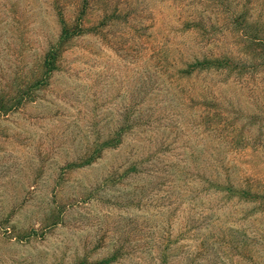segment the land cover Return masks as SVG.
I'll return each instance as SVG.
<instances>
[{"label":"rangeland","instance_id":"obj_1","mask_svg":"<svg viewBox=\"0 0 264 264\" xmlns=\"http://www.w3.org/2000/svg\"><path fill=\"white\" fill-rule=\"evenodd\" d=\"M221 1L0 0V264H264V0Z\"/></svg>","mask_w":264,"mask_h":264},{"label":"trees","instance_id":"obj_2","mask_svg":"<svg viewBox=\"0 0 264 264\" xmlns=\"http://www.w3.org/2000/svg\"><path fill=\"white\" fill-rule=\"evenodd\" d=\"M212 3L214 1L218 2V0H210ZM223 1L220 2L218 5H222ZM239 25V27H243L242 30L250 29L252 31L255 30V28L250 24L246 16L243 13L242 17H237L235 19V23ZM62 30L59 38V42L57 43L56 47L53 49L51 53L47 55V60L45 62V69L48 74L51 72L57 70V62L58 58L63 53L64 45L68 43V41L76 36L82 35L86 32L83 28L78 26H69L66 24V21L64 19H61L60 21ZM78 25V24H77ZM187 28H195V29H203L204 27L199 23H188L185 25ZM250 31L248 32L249 35L245 34L246 39L248 40V43L250 44V47L253 49V51L256 53V55L260 56L262 59V65L264 67V36L260 35H254V33ZM244 33V31H243ZM255 70L253 67L249 68L245 63L235 60L231 57L224 56V57H205L203 59H197L194 62H191L187 64L186 68L179 71L181 75L184 77H191L196 73H202V72H210V71H225L229 73H235L238 76H243L251 71ZM229 124V123H228ZM227 124V125H228ZM119 143V141L117 142ZM104 148H110L115 146L113 142L107 141L102 145ZM101 151V150H100ZM99 152V151H98ZM94 154V153H93ZM97 156L99 153L96 154ZM91 156L89 159L85 160L83 164H75V167H81L84 165H90L93 163V161L97 158V156ZM210 186L214 188L216 191H233V189L237 188L235 187L230 181H225V184L220 183L217 179L210 182ZM241 189V188H238ZM231 197L237 196L240 199H243V197H251V199H255L260 202V204L264 205V195H258V194H251L249 192H243L240 191L238 193H231ZM114 259H106L101 261L100 263L96 264H108ZM79 264H89L87 261L80 262ZM91 264V263H90Z\"/></svg>","mask_w":264,"mask_h":264}]
</instances>
